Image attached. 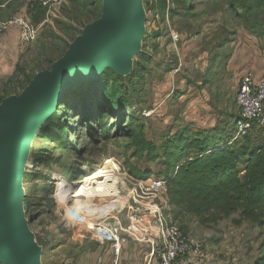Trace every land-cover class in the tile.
Listing matches in <instances>:
<instances>
[{"label": "rangeland", "instance_id": "1", "mask_svg": "<svg viewBox=\"0 0 264 264\" xmlns=\"http://www.w3.org/2000/svg\"><path fill=\"white\" fill-rule=\"evenodd\" d=\"M30 2L40 3L45 10L39 23L33 22L35 11L27 13ZM101 7L102 0H10L0 10V21L8 23L21 16L37 32L33 41L26 42L18 27L7 26L0 37V103L22 92L24 76L50 71L85 26L98 19ZM142 7L146 20L140 53L119 84L147 139L158 147L165 137L186 127L229 134L238 115L239 79L245 73H259L264 79V38L259 32L262 12L229 15L226 0H182L168 12L163 0H142ZM243 43L245 50L239 54ZM74 91H66L61 99L68 103ZM149 113V117L143 116ZM78 120L70 117L66 145L48 135L36 137L24 169L23 211L41 249V264L113 263L108 253L112 243L100 237V228H88L83 213L70 220L66 207L60 206L61 180L80 181L102 167L107 170L112 162L122 168V190L131 187L130 166L163 177L158 163L148 164L125 154L126 138L92 141ZM263 128L264 124H256L247 138L255 139ZM236 218L233 215L212 225L187 220L176 223L184 235L203 245L202 256L193 264H254L259 231L247 223L234 226ZM127 240L123 238L121 245Z\"/></svg>", "mask_w": 264, "mask_h": 264}, {"label": "trees", "instance_id": "2", "mask_svg": "<svg viewBox=\"0 0 264 264\" xmlns=\"http://www.w3.org/2000/svg\"><path fill=\"white\" fill-rule=\"evenodd\" d=\"M9 1L0 0V4L6 3L7 7ZM180 1L174 0V4ZM226 1L229 15L242 11L249 16L253 11H261L259 32L264 38V0ZM31 11H35V24L43 20L45 10L40 3L30 2L27 13ZM33 77H23L21 91ZM119 81L110 70H105L96 80L79 84L68 103L64 97L60 100L56 112L36 137L48 135L66 145L64 136L70 134V117L74 116L92 141L126 138L125 154L148 164L158 163L162 168V178L169 190L168 215L173 224L187 220L212 225L236 215L232 220L234 226L247 223L258 229L254 264H264V128L253 140L247 138L248 134L230 143L233 129L229 134L216 135L213 130L186 127L165 137L157 147L147 139L144 126L133 118L128 95ZM127 173L136 180L152 175L150 169L139 171L134 166Z\"/></svg>", "mask_w": 264, "mask_h": 264}, {"label": "water", "instance_id": "3", "mask_svg": "<svg viewBox=\"0 0 264 264\" xmlns=\"http://www.w3.org/2000/svg\"><path fill=\"white\" fill-rule=\"evenodd\" d=\"M142 0H102L99 19L85 26L50 71L36 74L0 103V264H41L23 211L22 180L31 144L66 91L105 70L123 78L145 35Z\"/></svg>", "mask_w": 264, "mask_h": 264}, {"label": "built area", "instance_id": "4", "mask_svg": "<svg viewBox=\"0 0 264 264\" xmlns=\"http://www.w3.org/2000/svg\"><path fill=\"white\" fill-rule=\"evenodd\" d=\"M163 1L168 12L174 0ZM7 26L18 27L26 42L35 39L37 29L21 16L11 18L8 23L0 21V37ZM174 39L175 42L178 40L177 37ZM235 106L238 115L234 121L230 143L247 136L256 124H264V80L256 81L251 73L243 74L238 81ZM151 114L143 116L149 117ZM107 170L121 176L122 168L115 162ZM129 181L131 187L124 190L123 181L116 184L115 193L110 200L111 205L116 208L112 209L109 227L105 228L104 222L94 224L91 229L100 228V237L112 243L116 257L122 247L121 241L126 238L148 246L145 264H193L198 261L202 256V243L184 235L168 215L167 181L154 175L145 180L129 177ZM84 201L88 202V199L84 198Z\"/></svg>", "mask_w": 264, "mask_h": 264}, {"label": "bare ground", "instance_id": "5", "mask_svg": "<svg viewBox=\"0 0 264 264\" xmlns=\"http://www.w3.org/2000/svg\"><path fill=\"white\" fill-rule=\"evenodd\" d=\"M119 183V176L112 174L105 167L95 171L93 174L82 178L80 181L67 183L61 180V192L58 202L62 208L66 207V212L70 220H74L83 213L85 223L88 228L94 224H103L109 227L108 221L112 217V209L116 208L111 205L112 196L115 193L116 184ZM69 189V187H71ZM76 186V187H74ZM80 187V188H79ZM64 188H68L64 190ZM85 199L92 200L88 204ZM72 200L69 204L68 202ZM95 201L101 205L96 206ZM68 203V204H67ZM111 222V221H110Z\"/></svg>", "mask_w": 264, "mask_h": 264}, {"label": "crops", "instance_id": "6", "mask_svg": "<svg viewBox=\"0 0 264 264\" xmlns=\"http://www.w3.org/2000/svg\"><path fill=\"white\" fill-rule=\"evenodd\" d=\"M5 4L6 3L0 4V10L5 8ZM244 47H246L245 43H243L242 47L239 49V54H242L244 52L245 50ZM242 64L243 63H240V65ZM254 78L256 81L264 80L263 78H261V75L259 73H257V75H255ZM195 126L201 127L196 124ZM177 127H180V126H177ZM177 127L175 129H177ZM211 127L213 126H208L207 128L210 129ZM202 128H205V127H202ZM121 220L122 221L124 220V215L121 216ZM106 221L110 222L112 220L109 219ZM108 253L112 254L111 256L113 258L112 264H145V259L149 253V248L146 245H143L141 243L128 239L127 243L122 244L121 252H119V255L117 257L114 255V251L112 247L110 248Z\"/></svg>", "mask_w": 264, "mask_h": 264}]
</instances>
